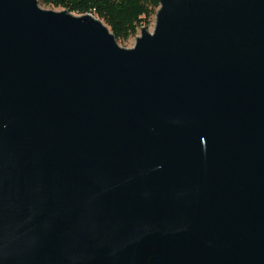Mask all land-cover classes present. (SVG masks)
<instances>
[{
  "label": "water",
  "instance_id": "95a60500",
  "mask_svg": "<svg viewBox=\"0 0 264 264\" xmlns=\"http://www.w3.org/2000/svg\"><path fill=\"white\" fill-rule=\"evenodd\" d=\"M158 1L0 0V264H264V0Z\"/></svg>",
  "mask_w": 264,
  "mask_h": 264
},
{
  "label": "trees",
  "instance_id": "16d2710c",
  "mask_svg": "<svg viewBox=\"0 0 264 264\" xmlns=\"http://www.w3.org/2000/svg\"><path fill=\"white\" fill-rule=\"evenodd\" d=\"M45 6L66 9L76 15L91 13L102 20L115 36L125 41L152 22L158 0H38Z\"/></svg>",
  "mask_w": 264,
  "mask_h": 264
},
{
  "label": "rangeland",
  "instance_id": "374dc122",
  "mask_svg": "<svg viewBox=\"0 0 264 264\" xmlns=\"http://www.w3.org/2000/svg\"><path fill=\"white\" fill-rule=\"evenodd\" d=\"M38 4L42 7V8H47V9H55V10H58L59 8H55V7H52V6H45V5H43V4H41L40 2H38ZM102 21V20H101ZM103 22V21H102ZM104 23V22H103ZM153 26H154V18H153V20H152V22L148 25V30L149 31H152L153 30ZM139 34V31H138V33L136 34V36ZM136 36H133V37H130V38H128L127 40H125V41H121V40H119V41H117V43L119 44V46H121V47H124V48H131L133 45H134V43H135V37Z\"/></svg>",
  "mask_w": 264,
  "mask_h": 264
}]
</instances>
